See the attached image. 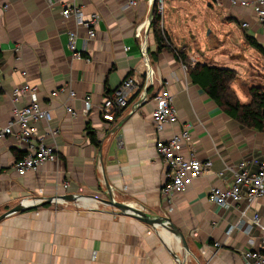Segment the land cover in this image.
Returning <instances> with one entry per match:
<instances>
[{
    "label": "crops",
    "instance_id": "1",
    "mask_svg": "<svg viewBox=\"0 0 264 264\" xmlns=\"http://www.w3.org/2000/svg\"><path fill=\"white\" fill-rule=\"evenodd\" d=\"M151 1L77 0L84 17L99 16L95 38L88 41L83 27L73 18L62 17L60 5L0 0V126L11 120L15 108L28 103L27 97L18 104L12 102L13 89L22 83L36 88L42 107L49 104L50 93L62 87L76 94L72 101H67L65 93L52 99L51 121L37 125V136L55 149L56 162L19 177L13 165L26 155V147L11 137L0 140V216L24 199L76 195L99 204L84 208L58 203L4 217L0 220V264L181 261L184 249L179 239L163 226L151 229L132 218L112 215L100 203L109 194L124 206L167 218L187 245L185 264H243L242 253L259 249L264 237V197L240 223L238 209L212 205L207 194L211 188L231 184L232 172L226 171L222 179L218 172L241 162L264 161V131L243 128L226 116L192 83L172 53L165 48L157 51L149 25ZM163 4L160 27L176 49L186 43L190 53L202 54L209 66L230 69L247 82L258 81L243 76L241 58L247 48L264 64L242 40L244 34L252 37L264 50V33L251 10L232 6L230 0H163ZM242 24L248 28L242 29ZM69 32L77 35L80 59L66 50ZM210 39L219 47L213 49ZM127 78L135 79L141 92L145 82H151L145 91L147 102L133 112L127 108L114 122L103 121L99 107ZM260 84L264 85V75ZM234 87L241 91L232 85L239 102L247 103ZM161 88L173 96L178 122L158 136L151 112L154 93ZM85 96L92 104L88 112ZM65 105L75 112L74 118L65 112ZM185 124L192 125L188 152L198 160H210L212 168L183 193L165 196L167 169L156 156L155 143ZM89 133L94 134L97 147ZM65 183L67 189L62 187ZM254 213L260 218V228L249 229L247 234ZM235 225L227 236V229Z\"/></svg>",
    "mask_w": 264,
    "mask_h": 264
},
{
    "label": "built area",
    "instance_id": "2",
    "mask_svg": "<svg viewBox=\"0 0 264 264\" xmlns=\"http://www.w3.org/2000/svg\"><path fill=\"white\" fill-rule=\"evenodd\" d=\"M48 7L60 5L61 15L64 19L73 18L78 26L86 30V40L95 38L94 28L99 22L97 14H91L88 18L82 14L77 0H42ZM232 6L251 10L261 31L264 33V0H230ZM6 8V7H5ZM159 17L164 15L163 0H155L154 7ZM242 29H247V24L241 25ZM76 38L74 32L67 35L66 50L70 52L72 58H82L76 51ZM185 56L192 63L199 60L190 52L185 51ZM25 76V72H21ZM143 92L138 90L137 82L133 78L124 80L113 92L111 97L104 100L99 107L101 118L105 122H114L116 115L121 116L123 111H135L142 104L147 102L145 91L151 87V82L146 81ZM140 92L138 96H134ZM60 93H65L67 101L76 99V94L67 88H60L50 93L47 100L49 104L42 107L37 90L34 87L22 83L12 91V102L18 104L20 98L27 97L28 103L15 108L12 112L11 120L0 126V140L11 137L20 145L23 144L27 151L26 155L17 161L13 168L19 177L25 176L28 172H35L45 163H53L58 160L53 147L45 146L43 136L38 137L37 125L49 123L52 119L50 104L51 100ZM154 109L151 112V121L155 133L160 136L167 127H174L178 122V113L174 107L173 96L167 89L161 88L154 93ZM132 103V104H131ZM84 109L88 112L92 109L90 97L83 98ZM131 105V106H130ZM130 106V107H129ZM65 112L71 117H75V112L69 105H65ZM191 124H185L179 132L172 133L167 139L159 138L155 143V153L157 158L167 169L166 184L162 193L165 196L183 193L192 183L207 175L211 168L210 160H198L193 152H188L190 145ZM55 135V133H53ZM193 150V149H192ZM226 171L232 172V181L228 187H214L208 191L207 201L220 208H236L239 212L240 223L252 212L255 202L264 197V161L253 160L250 163L241 162L235 168L228 167L218 172L219 179L224 178ZM63 189L68 188V184H63ZM46 199H24L22 203L34 205ZM253 213V212H252ZM251 227L249 229L260 228V218L257 214H251ZM238 225L230 226L226 235L229 236ZM217 247V245H214ZM243 264H264V237L261 240L259 249L242 253Z\"/></svg>",
    "mask_w": 264,
    "mask_h": 264
},
{
    "label": "trees",
    "instance_id": "3",
    "mask_svg": "<svg viewBox=\"0 0 264 264\" xmlns=\"http://www.w3.org/2000/svg\"><path fill=\"white\" fill-rule=\"evenodd\" d=\"M161 19L154 9L150 30L152 31L154 42L157 45V51L159 52L165 48L169 53H172L176 60L185 67L192 83L200 87L206 96L226 116L237 122L243 128L255 132L264 131V85L255 81L247 82L241 80L234 71L209 66L210 63L206 60L203 63L190 62L184 54L185 51L191 52L190 46L183 43L176 49L167 31L160 27ZM242 40L245 45L253 49L262 58L264 63V50L256 40L245 34L242 36ZM214 41L210 39L213 49L219 47L217 42ZM151 57L155 58V56ZM233 84H236L241 93L247 98V103L242 104L239 102L232 89ZM89 138L94 147H97L98 143L94 134L89 133Z\"/></svg>",
    "mask_w": 264,
    "mask_h": 264
},
{
    "label": "water",
    "instance_id": "4",
    "mask_svg": "<svg viewBox=\"0 0 264 264\" xmlns=\"http://www.w3.org/2000/svg\"><path fill=\"white\" fill-rule=\"evenodd\" d=\"M154 7H155V0L151 1V10L149 14V19L150 21L152 20L153 13H154ZM149 21V25L150 22ZM149 30V28H148ZM147 30V32H148ZM147 66L149 65L148 62ZM84 197L82 196H76V195H61V196H55L52 198H48L47 200L39 203V204H34V205H27L25 203H20L18 206L14 207L13 209L9 210L5 214L0 216V220L3 219L4 217L12 214H17V213H24L29 210H33L35 208H39L45 205H51V204H58V203H67V204H73V205H78L81 204L82 200ZM100 203L103 207L108 208L109 213L112 215H117V216H123V217H129L132 218L147 227L153 229L155 226H163L167 228L177 239H179L180 243L182 244V247L184 249V256L182 257L181 261L178 259L176 260L177 264H185V260L188 256V248L185 243V240L183 238V235L178 232L177 229H175L170 221L167 218L164 217H152L143 210L136 209V208H131L124 206L123 204L117 203L113 200L111 194L108 195L107 199L100 200Z\"/></svg>",
    "mask_w": 264,
    "mask_h": 264
},
{
    "label": "rangeland",
    "instance_id": "5",
    "mask_svg": "<svg viewBox=\"0 0 264 264\" xmlns=\"http://www.w3.org/2000/svg\"><path fill=\"white\" fill-rule=\"evenodd\" d=\"M195 55V57L199 60H201L203 62V58H201V55L198 53L193 54ZM241 55H243L241 58H243V76L248 79V78H254L256 80H258L257 82L262 83V78L264 75V64H261V61H259L257 58L255 57V53H253L251 50L248 52L247 48H244V51L241 53ZM237 91V95L239 97H241V93L237 90L236 87H234ZM95 198H103L101 195H94ZM97 203V202H96ZM98 204V203H97Z\"/></svg>",
    "mask_w": 264,
    "mask_h": 264
},
{
    "label": "bare ground",
    "instance_id": "6",
    "mask_svg": "<svg viewBox=\"0 0 264 264\" xmlns=\"http://www.w3.org/2000/svg\"><path fill=\"white\" fill-rule=\"evenodd\" d=\"M81 206H83L84 208H87V207H90V206H93V207H97V205L99 206V204H97L96 202L94 201H90V200H87L85 201L84 199L82 200V203L79 204ZM167 229V228H166ZM168 230V229H167ZM169 231V230H168ZM170 232V231H169ZM171 233V232H170ZM172 235V233H171ZM173 236V235H172ZM174 237V236H173Z\"/></svg>",
    "mask_w": 264,
    "mask_h": 264
}]
</instances>
